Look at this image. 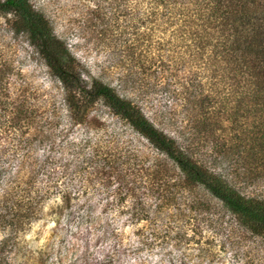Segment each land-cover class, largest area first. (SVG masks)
<instances>
[{
	"label": "trees",
	"instance_id": "1",
	"mask_svg": "<svg viewBox=\"0 0 264 264\" xmlns=\"http://www.w3.org/2000/svg\"><path fill=\"white\" fill-rule=\"evenodd\" d=\"M114 6L116 16L120 6L123 16L131 15L137 54L151 59L154 78H158L154 64L161 63V58L172 64L163 68L171 77L181 61L184 69L211 71L215 84L233 85V90L218 94L215 103L220 100L221 105L211 111L201 109L207 113L202 116L206 123L197 129L210 130L211 122H223L225 116L229 122H239L242 115L246 122H260L264 127V0H116ZM0 16L6 18L12 34H23L45 61L59 82L72 121L62 130L60 122H37L40 110L25 81L11 60L0 61V134L7 137L0 143L2 244L24 232L38 218L43 201L51 198L62 209H71L74 200L87 195L78 204L82 211L77 217H88L95 207L89 203L88 190L92 187L93 192L97 186L111 197L105 208L124 211L129 216L125 221L139 232L147 231L139 247L169 241L177 246L187 230L198 244L205 228L211 238L224 234L226 240L238 228L264 242V196L242 193L206 158H198L193 138L186 134L179 140L158 128L134 101L84 70L31 0H0ZM197 93L187 102L208 107L201 102L209 95L202 94V89ZM99 101L160 157L148 160L133 151L132 159H121L122 146H113L110 140L108 145L98 136H72L71 129L85 124L83 120ZM57 131L62 134L56 135ZM57 136H61L59 142ZM40 144L45 147L36 153ZM201 190L223 211L209 210L198 194ZM118 228L112 227L109 233L121 231ZM206 239L211 250L214 240ZM99 264H107V259Z\"/></svg>",
	"mask_w": 264,
	"mask_h": 264
},
{
	"label": "rangeland",
	"instance_id": "2",
	"mask_svg": "<svg viewBox=\"0 0 264 264\" xmlns=\"http://www.w3.org/2000/svg\"><path fill=\"white\" fill-rule=\"evenodd\" d=\"M31 2L49 18L56 35L63 39L84 70L134 101L158 128L179 140L186 134L193 138L198 158H206L214 170L225 174L242 193L264 196L263 125L246 122L244 115L238 118L239 122H229L225 116L223 122H211L210 130L197 129L206 123H202V116L207 113L201 109L217 108L221 105L220 100L215 103L218 94L233 90V85L215 84L211 71L184 69L181 61L175 65L178 71L171 77L163 68L172 64L166 59L163 63L161 58L158 59L161 63L154 64L158 70V78H154L153 67H149L151 59L137 54L131 15L123 16L120 6V15L116 16V0ZM10 60L40 110L37 122H60V130L68 127L67 122L72 121L62 102L59 82L24 35H13L6 18L0 16V61ZM199 89L209 95L201 102L208 107L187 102V98L198 96ZM83 122L86 123L71 129L72 136H98L108 145L110 140L113 146H122L121 159H132L133 151L148 160L160 157L142 136L101 101L92 106ZM6 138L1 133L0 143ZM59 140L61 136L56 137V142ZM44 147L45 144H40L36 153ZM91 188L88 200L95 207L83 220L77 217L82 211L78 204L87 195L80 201L74 200L71 209H62L51 198L43 201L38 218L31 220L17 237L2 244L5 233L0 232V264H99L103 259H107V264H264V242L238 228L226 240L224 234L211 238L205 228L198 244L194 243L197 237L192 238V232L187 230L177 246L169 241L167 245L139 247V239L147 231L139 232L136 225L125 221L129 216L124 211L105 208L111 197L104 196L102 187H95L93 192ZM198 194L201 200L207 201L209 210L223 211L206 192L201 190ZM125 203L128 205L129 201ZM115 226L121 231L111 235L109 232ZM206 237L214 240L209 244L211 250Z\"/></svg>",
	"mask_w": 264,
	"mask_h": 264
}]
</instances>
